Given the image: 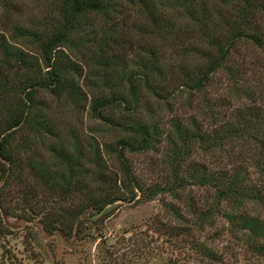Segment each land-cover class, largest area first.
<instances>
[{
  "label": "trees",
  "instance_id": "obj_1",
  "mask_svg": "<svg viewBox=\"0 0 264 264\" xmlns=\"http://www.w3.org/2000/svg\"><path fill=\"white\" fill-rule=\"evenodd\" d=\"M46 2L51 13L25 20L0 0V264H24L12 240L38 264L40 233L86 241L107 208L193 187L210 207L168 204L175 221L106 244L103 261L264 264V0ZM181 99L203 119H155ZM87 106L101 126L62 123ZM150 152L165 176L148 187L128 156ZM215 217L225 246L207 233Z\"/></svg>",
  "mask_w": 264,
  "mask_h": 264
},
{
  "label": "rangeland",
  "instance_id": "obj_2",
  "mask_svg": "<svg viewBox=\"0 0 264 264\" xmlns=\"http://www.w3.org/2000/svg\"><path fill=\"white\" fill-rule=\"evenodd\" d=\"M17 1L19 13L26 18L25 20L32 17L40 18L51 13L46 0ZM246 51L253 54L251 48H247ZM216 88L220 95H225L226 92L220 88V85H217ZM226 91L228 92V90ZM183 101L184 99L172 100L170 109H158L155 119L165 125V127H167L166 123L172 118L186 119L196 116L200 120L203 119L202 116L196 114V105L188 108L183 106ZM144 115H147L145 109ZM62 121H64L62 122L63 124L84 132H90L94 127L101 126L100 123L91 120L88 106L84 113L76 116H65ZM120 136L117 132L110 133L103 138V141L114 142ZM128 158L133 164L134 172L137 173L146 186L149 187L164 179L165 168L162 165L161 155L150 152L144 155H129ZM199 160L210 162V159L206 160L204 157L199 158ZM112 167L117 170L116 164H112ZM190 196L192 197L191 200ZM212 196L213 193L209 190L193 187L180 195L179 199L175 196L162 194L154 198V200H149L144 198L143 195H139L136 202H119L106 209L105 213H107V216L104 219V228L99 233L100 236H95L86 241H79L74 238H63L59 235L46 237L40 233L36 243V251L40 254V262L38 264H107V262L103 261L104 255L102 252V248H106V244L108 247L114 246L112 251H117V248H123L119 246L120 243L127 242L133 232L145 231L146 225L152 220H165L168 217L170 221H175L173 212L167 210L168 204L173 205V209L188 215L189 202L191 203L192 201L191 204L195 205L197 209L205 210L210 207L213 200ZM212 224L210 228H207L208 235L211 237L218 235L219 238L216 243L220 246L227 245L231 241V237L226 230V221L220 217H215ZM11 245L16 247L17 255L20 259H24V264H36L24 253L21 241L12 240ZM1 260L2 249L0 245V263Z\"/></svg>",
  "mask_w": 264,
  "mask_h": 264
}]
</instances>
